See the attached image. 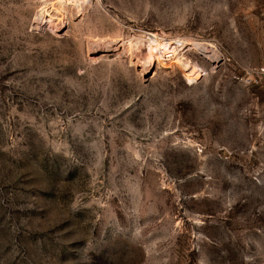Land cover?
I'll list each match as a JSON object with an SVG mask.
<instances>
[{"label":"rangeland","instance_id":"obj_1","mask_svg":"<svg viewBox=\"0 0 264 264\" xmlns=\"http://www.w3.org/2000/svg\"><path fill=\"white\" fill-rule=\"evenodd\" d=\"M58 1L0 0V264H264V0Z\"/></svg>","mask_w":264,"mask_h":264},{"label":"bare ground","instance_id":"obj_2","mask_svg":"<svg viewBox=\"0 0 264 264\" xmlns=\"http://www.w3.org/2000/svg\"><path fill=\"white\" fill-rule=\"evenodd\" d=\"M62 1L63 0H59L58 2L61 3ZM84 1H88V0H84ZM60 8L62 7L60 6ZM64 18L65 16L63 15V12H58V10L54 9L53 7H48L46 9L41 7L37 11L34 23L50 24L53 27V29L58 30L65 27L66 21L64 20ZM115 41L116 40L114 39L113 40L109 39V41L105 43L106 42L105 40H96L92 42L93 44L91 48H93V51H96L99 48L109 49V47H112V44H115ZM150 44L156 47L160 45V43L154 39L150 40ZM188 44H190L192 48L196 49L198 52H200L201 54H203L205 57L212 60L213 62L219 61L222 57L220 52L217 50V48L210 42L189 41Z\"/></svg>","mask_w":264,"mask_h":264},{"label":"built area","instance_id":"obj_3","mask_svg":"<svg viewBox=\"0 0 264 264\" xmlns=\"http://www.w3.org/2000/svg\"><path fill=\"white\" fill-rule=\"evenodd\" d=\"M161 39V38H160ZM164 40V39H163ZM165 41V40H164ZM255 72L260 75H264V66L258 67L255 69Z\"/></svg>","mask_w":264,"mask_h":264}]
</instances>
